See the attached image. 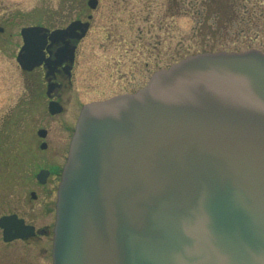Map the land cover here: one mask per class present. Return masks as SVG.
I'll return each mask as SVG.
<instances>
[{
  "label": "water",
  "instance_id": "95a60500",
  "mask_svg": "<svg viewBox=\"0 0 264 264\" xmlns=\"http://www.w3.org/2000/svg\"><path fill=\"white\" fill-rule=\"evenodd\" d=\"M24 48L22 68L40 64ZM13 218L0 220L5 236ZM53 261L264 264V53L191 55L133 94L86 105L59 185Z\"/></svg>",
  "mask_w": 264,
  "mask_h": 264
},
{
  "label": "rangeland",
  "instance_id": "374dc122",
  "mask_svg": "<svg viewBox=\"0 0 264 264\" xmlns=\"http://www.w3.org/2000/svg\"><path fill=\"white\" fill-rule=\"evenodd\" d=\"M204 2L100 0L95 28L82 50L81 75L72 92L71 116L64 119L71 118L74 127L81 104L143 88L155 71L168 68L184 57L221 49L255 48L264 52V14L259 12L264 8V0H245L244 14L240 17L243 21L217 34L212 32L215 18L206 20ZM64 4L65 0H0V15L7 11L38 10L46 15ZM250 9L252 20L247 13ZM9 57L0 51V132L3 134L0 144L9 145L10 155L0 161L2 187L29 185L23 181V171L30 164L23 154L24 134L43 123L21 115L20 110L26 106V103L18 106L23 95L22 81L17 63ZM60 163L65 164L66 160L62 158ZM3 202L5 198L0 193V205ZM4 207L7 206L0 207V211ZM13 207V203L8 204V208ZM52 218L54 223L55 214Z\"/></svg>",
  "mask_w": 264,
  "mask_h": 264
},
{
  "label": "flooded vegetation",
  "instance_id": "af4514ba",
  "mask_svg": "<svg viewBox=\"0 0 264 264\" xmlns=\"http://www.w3.org/2000/svg\"><path fill=\"white\" fill-rule=\"evenodd\" d=\"M100 7V0H65L64 6L46 15L39 10L0 15V51L17 63L22 81L23 95L18 106H26L20 110L21 115L43 121L24 134L22 149L30 164L23 171V181L29 185H0L5 198L0 207L7 206L0 211V220L14 217L8 224L11 235L5 236V229L0 226V264H53L52 217L55 214L56 220L58 186L65 165L60 160H67L75 129L71 118L64 117L71 116L72 92L81 75L82 50L95 28ZM25 29H30L26 35ZM26 40L42 56L40 64L31 69L19 64V56L22 54L24 61L27 55ZM99 100L104 99L93 101ZM87 103L79 107L75 125ZM8 147L6 142L0 144V161L10 156ZM9 203L14 207L8 208ZM17 233L23 236H14Z\"/></svg>",
  "mask_w": 264,
  "mask_h": 264
},
{
  "label": "trees",
  "instance_id": "16d2710c",
  "mask_svg": "<svg viewBox=\"0 0 264 264\" xmlns=\"http://www.w3.org/2000/svg\"><path fill=\"white\" fill-rule=\"evenodd\" d=\"M244 3L245 0H206V2L203 3V7L207 12L206 20L215 18L214 21L216 27L212 32L217 34L219 32L229 31L233 25H238L240 21H243L240 17H242V14H244L243 10H245L246 7ZM251 10L252 9L247 10V13L249 12L248 15L250 16L249 20H252ZM259 12L264 14V8L259 10Z\"/></svg>",
  "mask_w": 264,
  "mask_h": 264
}]
</instances>
